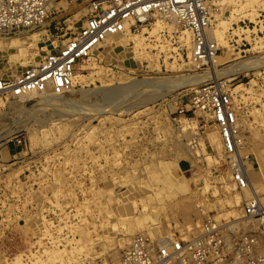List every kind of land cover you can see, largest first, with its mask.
<instances>
[{
	"label": "rangeland",
	"instance_id": "obj_1",
	"mask_svg": "<svg viewBox=\"0 0 264 264\" xmlns=\"http://www.w3.org/2000/svg\"><path fill=\"white\" fill-rule=\"evenodd\" d=\"M240 15L233 18L221 8L218 17L229 26L219 30L226 31L228 42L219 45L220 59L211 69L193 67L187 48L178 43L182 29L169 31L168 21L159 41L150 35L153 19L132 33L144 38L157 60L135 58L130 40L123 47L104 46L89 60L96 69L84 70V82L51 104L39 97L0 99V264H117L134 235L126 229L144 216L151 218L135 234L151 238L178 230L192 234L207 217L224 223L218 216L231 211L232 198L242 192L231 182L221 148L199 131L190 111L179 115L188 110L190 89L209 80L233 97L248 177L264 198V7H256L253 21ZM45 27L0 33V40L23 42L29 66L56 46ZM125 39L115 42L124 45ZM166 42L171 49L164 54L160 46ZM15 56L0 53V77L25 68ZM84 61L81 66L89 69ZM247 62L258 66L243 68ZM177 77L200 81L112 95L124 78L163 83ZM189 120L192 133L182 131ZM56 238L78 242L54 253Z\"/></svg>",
	"mask_w": 264,
	"mask_h": 264
},
{
	"label": "built area",
	"instance_id": "obj_2",
	"mask_svg": "<svg viewBox=\"0 0 264 264\" xmlns=\"http://www.w3.org/2000/svg\"><path fill=\"white\" fill-rule=\"evenodd\" d=\"M221 1L0 0V33L46 25L44 32L54 34L57 42L51 52L23 68L17 77H0V98L19 99L48 89L54 94L69 92L79 63L107 38L138 32L153 15L170 19L187 32L193 67L208 69L221 50L212 34ZM187 106L179 115L190 111L202 134L215 131L220 136L231 182L237 191L246 190L249 182L235 158L241 133L230 92L216 81L202 82L190 89ZM241 211L243 225L231 226L207 217L192 234L180 230L160 238L135 234L119 253L117 264H264V203L260 195L246 199Z\"/></svg>",
	"mask_w": 264,
	"mask_h": 264
},
{
	"label": "bare ground",
	"instance_id": "obj_3",
	"mask_svg": "<svg viewBox=\"0 0 264 264\" xmlns=\"http://www.w3.org/2000/svg\"><path fill=\"white\" fill-rule=\"evenodd\" d=\"M219 5L221 6V8L229 9L231 15H233V18H235L239 14H242L243 16L248 17L250 20H252V19H254L255 15H256V7L257 8L264 7V0H222ZM242 9H244L245 12H242ZM242 15H240V16H242ZM218 16H220V14L215 15V25H214V26H216V23L218 22V25H217L218 28L216 30H214L217 26L214 27L213 30H212V34L215 37L218 46L219 45L226 46L228 41L225 40V36L223 34V32H226V31H221V30H226L227 29V26H229V22H227L224 19L220 21V17H218ZM158 18H159V20H158ZM153 19H157V21H156V23L154 25H152V30H151V32H149V34L157 37L156 40L159 41L158 34H159V32L161 30L164 29V27H163L164 25L163 24L166 23L165 22L166 19H164L162 17H159V16H155V15H153V18L151 20H153ZM166 21H168V24H169V25H167V27H168L167 29L169 31L173 29V26L177 27L176 24L172 20L167 19ZM177 28L179 29V27H177ZM219 29H221V30H219ZM182 31L183 32L179 36L178 43L179 44H182L181 46H183V47L185 46L187 48L188 52H189L188 54L190 55V49H191L190 36L184 30H182ZM245 32H248V31L246 30ZM120 36H122V38H126L125 39L126 40V43L124 42V45L123 44H118L119 42L118 43L115 42V40H118V38H120ZM129 40L132 43L131 45H132V48H133V52H134V57L135 58H137L139 60L145 59L148 62L149 61H152L153 59H156L157 60V55L156 56L155 55H150V53L146 51V49H145L146 44H144V41H143L144 38L142 39V36L137 35V34H134V33L129 32V31H126L125 33L120 34V35H116V36H112V37L107 38V40L102 44V46L98 47L96 50H99L100 48H102L104 46L105 47H108V46L111 47V46L118 45L120 47L121 46L123 47V46H125L129 42ZM22 45H23V42H19V43L12 44V43H8V42H5L3 40H0V53H6L9 56L10 59L11 58H14L13 56L17 55V57L15 56L16 59H17V60L15 59L16 62L19 63V65L21 67H26V65L29 62H28V59L26 58V53H27L26 50L23 51V49L21 48V47H23ZM34 46H36V44H34ZM258 47H260V45ZM160 49L162 50V52L164 51V54H166V52L169 51L171 48H170V45H168L167 42H166L164 45H161L160 46ZM160 49H159V51H160ZM36 53H37V51H36ZM37 55H39V53L36 54V55L33 54L32 55V58L33 57L35 58ZM91 56L88 59H86L87 61L85 60L86 62H88V68L90 66L89 69H87V67L81 66L80 63L76 66V71L74 72V75H73V83H72V86H74V84H76V83H81L82 81L84 82L85 75H83V73H82L84 70H90L91 68H92V70L93 69H96V67L93 66V62H89V60H92L91 59ZM218 58L219 57H217L215 59L214 63L217 62ZM35 62H37L36 59H35V61L33 63H35ZM243 65H244V66H242L243 68L244 67H257L258 66V63L257 62H254V63L253 62H250V63L247 62V63H243ZM234 71L236 72V70H233V72ZM2 72H4V70ZM18 75L19 74H16L15 71H12L9 74V76H10L9 78L10 79H13V78L17 77ZM206 76H208V74H206ZM2 77H4V75H2ZM199 81H200V79L199 78H195V77H188V78H180L179 77L177 80H173V81H169V82L167 81V82H163V83H161V82H158L157 83V82H155L153 80H149V79H147V80L145 79L143 81H139V80H136L134 78H132V79H128V78L125 79L124 78V80L121 82V84H122L121 87L118 88V89L113 90L112 95L119 96L121 94L129 93L131 90H133L135 88H138V87H153V88L155 87L157 89L158 88H163V87L175 88V87H185V86H188V85L197 84ZM60 96H61V94H54V93H52L48 89V90L44 91L43 93H40V94L33 93V94L25 95V96L19 97V99L22 100V99H29V98L32 99V98H35V97H39V100H40L41 103L48 102L49 104H51L50 103L51 100H53V99L55 100V98L60 97ZM117 96H116V98H117ZM112 98H113V96H112ZM67 105H68V103H67ZM70 106H72V105L70 104ZM144 106H146V104ZM190 123H192L191 120H189V122L186 123L188 125H184L182 131H186L187 133H192L195 130V125H193V123L192 124H190ZM237 126H239L238 121H237ZM213 135L215 136V135H217V133H208V134L206 133V136H208L210 138V144L213 145V146H216L217 149H220L221 148L222 156L224 158H226L225 152H224V150L222 148L221 139H219L220 136L218 135V138L217 137L215 138ZM210 136H212V137H210ZM239 137H240L241 142H240V145L238 146L237 151L235 153V158L243 165L244 172L246 174V178H247V180L249 182V187L246 190L242 191V197L246 200V199H249L250 197H252L254 195H257L256 193L258 191H260L261 189H260V186L257 187L258 184L255 185L253 182H251V180L248 177V173H247L248 172V169L247 168L248 167L250 168V164L249 165L247 164L248 161L246 159V156L242 157L243 156L242 155V150H243L245 144H244V142L242 143L241 136H239ZM216 139H218L217 140L218 143L216 142ZM194 154H196V153H194ZM242 197H240L238 195H235L232 198V201L230 202L231 207H232V210L231 211H226L225 210L226 212H224V214H221L220 216H218V218L219 217L224 218L227 223H232V222H237L238 221L237 224H239V225L245 224V219H243L242 211L240 212L239 209H238V207H240V204L242 203V200H243ZM260 197H261V200L264 203V198H262L261 195H260ZM149 218H151V216H147V217L144 216L143 220L144 221H148ZM230 218H232L233 220H229L228 221L227 219H230ZM143 220L142 219L141 220H137L136 222L134 221L132 224H130L129 227L126 229V233H127L126 235H132V234L135 235V233L138 232L139 229H141V226L140 225H143L144 224L143 223ZM145 223H147V222H145ZM141 233H143V232H141ZM164 236H166V235H164ZM164 236H162V237H164ZM57 239L58 238H56V241L57 242H56V248L54 250L55 251L54 253H60L62 251H65V250H67L68 247H71L72 242H75V244L78 242L76 240V238H72V239L65 238L64 239L65 242L61 241V239L60 240H57ZM60 243H62V245H59ZM53 247H54V245H53ZM74 264H84V262L82 260H76L74 262Z\"/></svg>",
	"mask_w": 264,
	"mask_h": 264
}]
</instances>
